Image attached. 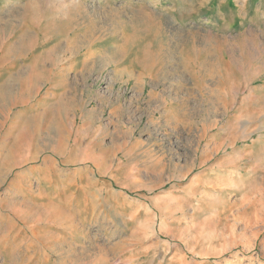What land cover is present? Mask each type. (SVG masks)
<instances>
[{
  "label": "rangeland",
  "instance_id": "374dc122",
  "mask_svg": "<svg viewBox=\"0 0 264 264\" xmlns=\"http://www.w3.org/2000/svg\"><path fill=\"white\" fill-rule=\"evenodd\" d=\"M143 1L0 0V264H264V0Z\"/></svg>",
  "mask_w": 264,
  "mask_h": 264
},
{
  "label": "bare ground",
  "instance_id": "6f19581e",
  "mask_svg": "<svg viewBox=\"0 0 264 264\" xmlns=\"http://www.w3.org/2000/svg\"><path fill=\"white\" fill-rule=\"evenodd\" d=\"M155 0H144L143 1V3L141 4V7L142 8H144V10H146V11H148L149 9H148V7L149 6H147L148 5V2L150 3V2H154ZM160 2L161 0H157V2ZM180 2H182V0H179ZM156 2V3H157ZM146 3H147V5H146ZM239 3H242L243 4V7L246 9V5H247V0H245L244 1V3L243 2H237V4H239ZM156 5V4H155ZM25 13H27V14H30L29 12H35V5L34 4H32V3H29V4H27L26 5V7H25ZM149 12V11H148ZM147 12V13H148ZM150 13V12H149ZM167 13V12H166ZM15 14V13H14ZM18 14V13H17ZM19 15V14H18ZM148 15V14H147ZM23 15H21V19H20V21L22 22V21H24V17H22ZM151 16H152V14H151ZM222 17H224V16H222ZM15 18H16V16L14 15V17H11V18H8L9 20H11L10 21V24H12V22L13 21H15ZM33 20V19H32ZM159 21V20H158ZM168 22V21H167ZM14 23V22H13ZM169 23V22H168ZM228 23H230V20H229V18H225L224 17V25H227ZM24 26V27H23ZM172 27V25H171V23H169L168 24V28H171ZM26 28H27V25L24 23V24H22V26H21V32H22V35L21 36H19V43L22 45V44H24V45H26V46H28L31 42H32V38H30V37H28V33H29V30H26ZM28 29V28H27ZM172 31V30H171ZM24 34V35H23ZM27 36V37H26ZM170 55V54H169ZM14 69V68H13ZM12 68L9 70V73H12L14 70H13ZM84 69H87L88 70V67H87V64L84 66ZM26 70V69H25ZM16 72H17V74H27L25 71H24V69L22 70H18V69H16L15 70ZM29 74V73H28ZM27 81V80H26ZM24 82L23 83V85H22V89H23V91H25V96H23V101L26 103L27 102V99H30V97L29 98H26V95H28L29 94V92H30V90H31V86L29 85L28 86V83L27 82ZM7 85H8V82L6 83ZM5 88V89H4ZM11 92H10V87H5V86H2L1 88H0V94H2V96H6L7 94H10ZM70 101H72L71 99H70ZM68 222H72V220L71 221H69V219L68 218H65V219H63V230L61 231V234H63L64 235V237H62V241H63V243L64 242H67V241H65V239L67 240V236L69 235V237H70V239H71V241L73 240V238H74V240L77 238V236L79 235V234H81L82 233V230H80V227L78 228V227H75L74 229H73V227H71V226H69V228H68ZM84 221H82L80 224H81V227L82 226H84ZM29 224V223H28ZM67 228H68V230H67ZM79 230H80V232H79ZM69 232V233H68ZM70 241V240H69ZM91 241V240H90ZM93 241V240H92ZM65 244V243H64ZM68 244H70L71 245V243H68ZM115 245V244H114ZM115 247V246H114ZM113 247V248H114ZM117 247V246H116ZM116 249V248H115ZM86 250H85V248L84 247H82L81 248V252L79 253L80 254V256H79V259H77L76 258V260H75V262H74V264H96V262L98 261H94V257L96 256V252L95 251H90V252H85ZM77 252V251H76ZM70 253V252H69ZM76 254V253H75ZM74 254V255H75ZM65 256V255H64ZM66 257H67V255H66ZM75 257V256H74ZM78 257V256H77ZM49 258H50V256H49ZM68 258V257H67ZM69 259V258H68ZM72 260V259H71ZM65 261V260H64ZM68 262V261H67ZM71 264V263H70ZM101 264H108L106 261H102V263Z\"/></svg>",
  "mask_w": 264,
  "mask_h": 264
},
{
  "label": "crops",
  "instance_id": "0c3cea01",
  "mask_svg": "<svg viewBox=\"0 0 264 264\" xmlns=\"http://www.w3.org/2000/svg\"><path fill=\"white\" fill-rule=\"evenodd\" d=\"M11 74H13V72H12ZM16 74H17V73H16Z\"/></svg>",
  "mask_w": 264,
  "mask_h": 264
}]
</instances>
